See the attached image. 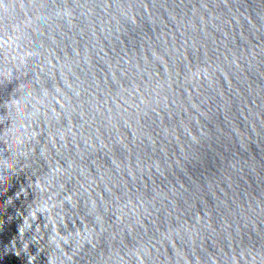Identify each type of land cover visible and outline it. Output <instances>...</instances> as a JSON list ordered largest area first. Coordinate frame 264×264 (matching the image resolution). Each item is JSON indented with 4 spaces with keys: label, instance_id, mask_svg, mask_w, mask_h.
I'll return each instance as SVG.
<instances>
[{
    "label": "water",
    "instance_id": "95a60500",
    "mask_svg": "<svg viewBox=\"0 0 264 264\" xmlns=\"http://www.w3.org/2000/svg\"><path fill=\"white\" fill-rule=\"evenodd\" d=\"M5 65L110 135L128 264H264V0H0ZM22 185L0 181V264H48Z\"/></svg>",
    "mask_w": 264,
    "mask_h": 264
},
{
    "label": "clouds",
    "instance_id": "9594fccd",
    "mask_svg": "<svg viewBox=\"0 0 264 264\" xmlns=\"http://www.w3.org/2000/svg\"><path fill=\"white\" fill-rule=\"evenodd\" d=\"M26 75L19 65L0 70V181L23 174L27 186L16 196L34 194L20 232L33 233L48 264H128L121 224L130 200L110 135L106 141L59 86L46 88L41 73Z\"/></svg>",
    "mask_w": 264,
    "mask_h": 264
}]
</instances>
